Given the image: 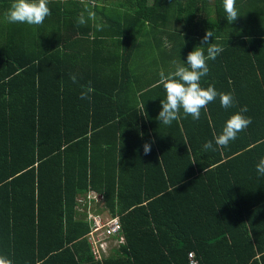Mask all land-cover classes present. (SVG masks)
I'll use <instances>...</instances> for the list:
<instances>
[{"label":"trees","instance_id":"1","mask_svg":"<svg viewBox=\"0 0 264 264\" xmlns=\"http://www.w3.org/2000/svg\"><path fill=\"white\" fill-rule=\"evenodd\" d=\"M11 3L0 0V256L99 264L77 209L93 192L125 239L104 264H189L190 252L199 264H264V0H236L231 24L223 0H49L42 25L8 23ZM207 30L223 51L200 85L232 93L234 106L217 97L199 120L181 109L165 125L159 74ZM245 106L251 123L217 146Z\"/></svg>","mask_w":264,"mask_h":264},{"label":"clouds","instance_id":"2","mask_svg":"<svg viewBox=\"0 0 264 264\" xmlns=\"http://www.w3.org/2000/svg\"><path fill=\"white\" fill-rule=\"evenodd\" d=\"M49 0H12L10 7L4 14V19L8 23L42 25L46 17L51 15L48 7ZM236 0H223V8L226 13V20L229 24L240 17L236 9ZM88 19H95V15L88 11ZM78 23L83 25L86 23V17L81 13ZM103 24H96L97 30H103ZM214 37L212 30H207L202 38L201 46L208 45L207 55L201 46L195 47L187 54L186 61L177 64L175 71L165 74L160 72V82L163 84L166 99L161 101L162 109L157 119L165 124L170 125L174 120L178 119L181 109L185 116L190 115L193 120H199L201 110L206 108L210 102L219 97L222 107L228 109L234 106V96L232 93L218 92L214 85L209 84L207 88H202L200 81L202 77H206L209 73L208 60H215L223 48L219 45L209 42ZM73 83H77L75 75L70 76ZM93 89L90 86H82L80 94L81 99L91 100L90 93ZM247 112V107L241 108L240 112L232 114L226 121L222 129V133L215 136V144L221 147H227L230 141L237 138L239 132L244 131L251 123V118L243 115ZM154 142V141H153ZM203 148L205 151L216 149L213 142L207 141ZM145 155L150 154L151 144L146 142L143 145ZM259 174L264 175V158H261L256 165ZM0 264H12L11 260L0 256Z\"/></svg>","mask_w":264,"mask_h":264},{"label":"built area","instance_id":"3","mask_svg":"<svg viewBox=\"0 0 264 264\" xmlns=\"http://www.w3.org/2000/svg\"><path fill=\"white\" fill-rule=\"evenodd\" d=\"M89 200H95V195L89 196ZM87 207L86 220L89 221V231L85 235L89 253L94 262L103 263L112 250L124 245L125 239L122 233L121 223L117 216H111L106 211L97 213ZM106 214V215H105ZM189 264H199L193 252L188 253Z\"/></svg>","mask_w":264,"mask_h":264},{"label":"crops","instance_id":"4","mask_svg":"<svg viewBox=\"0 0 264 264\" xmlns=\"http://www.w3.org/2000/svg\"><path fill=\"white\" fill-rule=\"evenodd\" d=\"M92 195H95V196L97 197V202L95 201L96 204H95L94 206H97V208H98L97 203H98L100 200L98 199V196H97L95 193H93V192L88 193V195L86 196L85 199L83 198V196H79V197L77 198V202H78L77 209H78L79 211L83 210L81 213L85 214L86 216H87L88 202L93 201V200H89L88 197H89V196H92ZM81 197H82V198H81ZM80 199H82V200H80ZM85 200L88 201L87 204H86ZM78 206H79V208H78ZM99 206H101V205H99ZM80 208H81V209H80ZM99 208H100V207H99ZM95 210H97V209H95ZM112 252H113V251H111V253L108 254L107 257H109L111 254H113ZM107 257H106V258H107ZM97 263H99V262H97ZM99 264H101V263H99ZM102 264H104V262H103Z\"/></svg>","mask_w":264,"mask_h":264},{"label":"rangeland","instance_id":"5","mask_svg":"<svg viewBox=\"0 0 264 264\" xmlns=\"http://www.w3.org/2000/svg\"><path fill=\"white\" fill-rule=\"evenodd\" d=\"M152 0H148V3H151ZM4 20V19H3ZM147 39V38H146ZM143 41L145 40V38L142 39ZM165 47L168 48L169 47V44L165 43ZM82 198V197H81ZM82 200V199H80ZM90 206H89V209L91 211H95V209H97V206H94L96 203H95V200L89 202ZM100 205V204H99ZM99 207V206H98ZM81 209V208H80ZM83 210H81L80 212H82ZM83 214V213H82ZM106 215V214H105ZM83 217V216H82Z\"/></svg>","mask_w":264,"mask_h":264},{"label":"water","instance_id":"6","mask_svg":"<svg viewBox=\"0 0 264 264\" xmlns=\"http://www.w3.org/2000/svg\"><path fill=\"white\" fill-rule=\"evenodd\" d=\"M100 198H101V197L99 196L98 199L100 200Z\"/></svg>","mask_w":264,"mask_h":264}]
</instances>
